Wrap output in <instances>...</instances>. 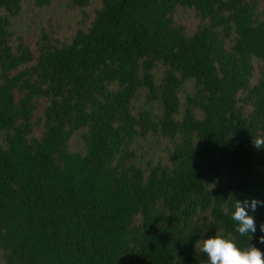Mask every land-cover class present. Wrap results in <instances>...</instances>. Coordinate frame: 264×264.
<instances>
[{"label":"trees","instance_id":"trees-1","mask_svg":"<svg viewBox=\"0 0 264 264\" xmlns=\"http://www.w3.org/2000/svg\"><path fill=\"white\" fill-rule=\"evenodd\" d=\"M70 1L100 7L89 22L82 10L68 42L43 34L34 54L12 44L22 0H0L2 264H209L197 240L217 232L264 252V206L249 210L252 235L231 219L236 199L264 201L259 0ZM179 7L195 10L194 32ZM144 88L159 115L134 113ZM82 129L85 152L72 151ZM149 133L174 139L172 165L138 164L133 141Z\"/></svg>","mask_w":264,"mask_h":264},{"label":"rangeland","instance_id":"rangeland-1","mask_svg":"<svg viewBox=\"0 0 264 264\" xmlns=\"http://www.w3.org/2000/svg\"><path fill=\"white\" fill-rule=\"evenodd\" d=\"M99 7V1H94L90 6L82 9L80 6H74L70 0H22L19 12L10 16L11 30L14 32L12 44L17 51V45L22 39L32 49L33 53L37 54V42L43 34L68 42L80 24L82 10L87 12L89 22ZM258 12L264 18V0H259ZM175 19L178 23L186 27L187 33L194 32L199 22L195 10L184 7H179L175 11ZM256 63L258 64V62ZM258 67L257 65V73L254 81L259 77ZM163 70L164 66L160 63L155 71L158 80H160ZM192 88L193 83L189 82L181 91L180 95L183 103L185 94ZM46 106L47 101L40 100V105L36 111L34 120L35 129L33 134L35 136H40L44 130V108ZM133 106L135 114L143 110H151L155 116L160 114V102L149 101L146 88L142 89L137 98L133 100ZM85 131L86 129L77 131L71 139L70 149L72 151L85 152V144L82 136ZM174 144V139L167 138L162 134L149 133L146 136L135 137L132 148L137 155L138 164L145 168L151 163L172 165L174 161ZM3 261V251L0 249V264Z\"/></svg>","mask_w":264,"mask_h":264},{"label":"clouds","instance_id":"clouds-1","mask_svg":"<svg viewBox=\"0 0 264 264\" xmlns=\"http://www.w3.org/2000/svg\"><path fill=\"white\" fill-rule=\"evenodd\" d=\"M253 145L257 149L264 147V138L253 139ZM258 206H264V201L255 198L251 201L235 200L231 219L236 223V232L241 236L256 232V222L253 215L249 214V210L254 213ZM228 212L229 210L225 209V214ZM260 231L264 233V223L260 225ZM259 239L261 243H264V235ZM197 242L200 244L201 251L207 255L209 264H264V252L254 245L239 247L230 234L217 232L205 238L201 233V238Z\"/></svg>","mask_w":264,"mask_h":264}]
</instances>
